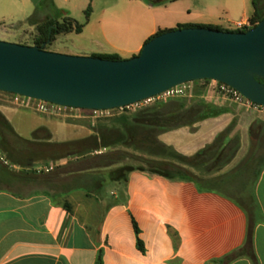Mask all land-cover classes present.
<instances>
[{"label":"crops","instance_id":"crops-1","mask_svg":"<svg viewBox=\"0 0 264 264\" xmlns=\"http://www.w3.org/2000/svg\"><path fill=\"white\" fill-rule=\"evenodd\" d=\"M96 1L51 0L41 8L43 0H0V23L25 21L37 8L58 22L76 21ZM100 4L97 26L87 22L79 33L91 29L95 48L82 53L117 54L121 59L137 55L145 40L158 31L180 24L230 30L253 14L252 0H112ZM124 24L133 27L126 46L109 44L111 50H99L98 38L109 43L107 34ZM216 102L224 112L163 133L158 141L180 155L192 156L235 121L229 137H239V149L223 168L224 172L231 169L229 173L241 165L253 141L264 147V113L244 103ZM2 114L23 140H31L37 130L48 133L43 141L48 145L79 140L64 130L58 134L49 119H41L25 135L20 134ZM118 150L82 156L67 152L33 171L14 164L17 173L8 171L7 160L0 157V264H94L98 253L102 264H214L241 249L247 237L249 216L230 198L232 193L242 198L253 194L256 199L259 213L252 229V254L256 264H264V167L248 193V187L237 182L243 178V168L233 188L226 191L198 189L191 182H173L139 170L129 172L123 183L119 169L124 161L103 167L104 156ZM94 164L100 167H91ZM221 264L255 263L241 256Z\"/></svg>","mask_w":264,"mask_h":264},{"label":"water","instance_id":"water-1","mask_svg":"<svg viewBox=\"0 0 264 264\" xmlns=\"http://www.w3.org/2000/svg\"><path fill=\"white\" fill-rule=\"evenodd\" d=\"M264 19L245 32L167 31L129 59L106 60L0 41V92L64 108L107 111L175 86L213 80L264 107Z\"/></svg>","mask_w":264,"mask_h":264},{"label":"trees","instance_id":"trees-1","mask_svg":"<svg viewBox=\"0 0 264 264\" xmlns=\"http://www.w3.org/2000/svg\"><path fill=\"white\" fill-rule=\"evenodd\" d=\"M46 3H51V0H43V3L39 7H44ZM253 14L249 19L251 27L256 26L260 21L264 19V0H252ZM39 12V8L35 9L33 14L27 19L32 25L37 26L38 35L34 40V46L44 49V46L54 41L55 37L62 33L74 32L79 34L83 28V25L78 24L72 19L64 18L61 22L47 20L45 23L38 25L36 20L33 18ZM90 13V6L85 11L86 20H88ZM184 28H207L226 32H245L249 29L242 30H226L217 26L211 25H192V24H180L174 29L158 31L152 36L148 37L144 43L148 42L152 38L161 35L167 31L184 29ZM93 57L106 59V60H121L117 54H97L92 55ZM208 80H204L207 82ZM260 82L264 83V80L260 79ZM199 82H194L197 85ZM202 89V88H198ZM12 95V94H9ZM178 99L173 98L163 101H156L154 105L145 107L132 115H122L117 119L120 129L115 131H109L111 137L103 136L101 132L98 133L97 137H91V144L88 146H81L84 140H79L65 144H53L54 146H68L78 147L72 149L70 154L72 155H87L101 149H107L118 144L123 146L135 147L144 149L150 156V159H145V167L131 168L122 166L120 170L121 181L126 182L127 174L133 170H139L152 175L160 176L164 179L173 182H191L197 186L198 189H216V190H228L232 187L233 181L242 175V167L239 166L229 173L212 176L220 172L226 167L235 157L239 149V137H229L230 132L234 128L235 121L221 133H219L213 142L203 149L199 150L192 156H183L175 152L172 148L161 144L158 141V136L168 131L175 130L184 126H191L194 123L204 120L206 118L214 117L225 111L224 108H218L215 105L199 104L195 108L189 110L184 109L183 104ZM182 102V101H181ZM125 108V107H123ZM1 123L4 128L8 129L13 133L12 128L8 122L0 115ZM33 139L35 133H33ZM8 153V148L4 145L3 153ZM64 155L61 154L52 160L62 158ZM104 157L103 167H108L113 164H117L119 159L113 157V154H107ZM155 158V159H152ZM156 158L160 160H156ZM171 159V160H170ZM11 164L19 166H28L27 161H16L7 158ZM93 168H99L98 164L91 165ZM264 162L260 165V168L254 172V181L259 176ZM202 171L206 176L199 177L193 172ZM209 175V176H208ZM233 188V187H232ZM234 192V190H233ZM230 196L249 216V224L247 230V237L244 246L222 258L221 260L213 261L214 264L228 263L235 258L241 256L249 257L253 263L256 264L255 256L252 254V229L255 224V217L259 213V209L256 203V199L253 194H249L247 197L242 198L239 194L232 193ZM242 200V201H241ZM133 227L135 234L138 235V229L134 222ZM137 246L141 248V242L137 239ZM94 264H102L101 253L97 254Z\"/></svg>","mask_w":264,"mask_h":264},{"label":"rangeland","instance_id":"rangeland-1","mask_svg":"<svg viewBox=\"0 0 264 264\" xmlns=\"http://www.w3.org/2000/svg\"><path fill=\"white\" fill-rule=\"evenodd\" d=\"M105 1L112 0H98L96 2H93L92 4H89L90 13L88 20H86L85 14H83L80 15V17L76 19L75 22L83 25V27L85 26V24H87V22L91 26H97V23L100 20V16L97 14V11L99 10V6H102L100 3H104ZM45 15V12H40L33 18V20H36L38 22V25L45 23L48 19L57 21V18L55 16H49V18H47L45 17ZM128 23L130 26L131 22L129 21ZM250 28L252 27L249 20L248 29ZM230 30L235 29L232 28ZM91 31L92 30L89 29L83 34L69 32L60 35L56 37V39L50 44L44 46L43 50L70 56H92L90 53H82L84 52L83 50H85V48H95V45L92 42V39H95V37H92ZM132 33V25L130 28H126L124 24L121 29L115 30L112 35L107 34V36L110 38V41H108L109 43L103 42L98 38L102 46L97 45V47L101 51L111 50L109 44H111V46L113 44L116 47H125L127 44L126 41L129 40ZM37 35V26L32 25L31 22L27 20L10 24L0 23V41L3 42L19 44L23 46H34V40L36 39ZM122 57H124L123 59L131 58L125 56ZM199 87L200 86L198 84L194 85L191 97H185L177 100L180 102V104H183L184 109L189 110L191 108H195V106L199 104L214 105V103H217L216 101H218L219 99H217L216 97L208 98L206 91L204 89H198ZM154 104L155 101L149 103L141 102L137 105H132L125 108L107 110L108 112H103L100 114H94L90 110H80L72 108L57 110L61 111L59 113H40L36 112L33 108L30 107L14 105L11 95L0 92V115L7 121L2 113L6 114L9 120L19 130L20 134L25 135L29 131V128H31L35 124L40 123L42 121L41 119H49V126H51V128H53L54 130H57L58 134L62 133L61 131L64 130V133H67L68 136H74L79 138V140L86 141L83 142L81 146L90 145V138L97 137L99 132H101L103 136L111 137L108 134L109 131L120 129L119 124H117V119L120 116L132 115L137 111L145 107H150ZM8 124L10 125L9 122ZM10 127L12 128L11 125ZM33 133H35L36 139H33L32 136L31 140H23V138L19 137L14 130L13 133H11L8 129L4 128L0 119V157L5 160H7V158H10L16 161H27L28 166H25V168L33 171L36 167H43L47 159L56 158L61 154H65L72 151V149L78 148L44 144V138L48 136V133L41 130H37ZM256 144L257 142H252L249 153L247 154L245 159L242 160L240 166L244 169V175L243 178H239L237 180L238 183H244L248 187L247 193L250 192L252 188L254 172L257 171L260 168V165L264 162V147L259 148V145ZM4 145L8 148V153H3ZM114 148L119 150L116 152H111L113 154V157L124 161V165L127 167H145V163L143 161L145 159H150V156L147 154V152L141 148L123 146L118 144L116 146L107 148L106 150L108 151ZM34 160H43V163H33ZM7 163L8 164L4 165V167H8V171H11L13 173H17L19 171L18 167H15L16 165L11 164L9 161H7ZM224 169H222L218 173L211 175L216 176L231 170L230 169L224 172ZM193 173L198 175L199 177L206 176L202 171H195Z\"/></svg>","mask_w":264,"mask_h":264},{"label":"built area","instance_id":"built-area-1","mask_svg":"<svg viewBox=\"0 0 264 264\" xmlns=\"http://www.w3.org/2000/svg\"><path fill=\"white\" fill-rule=\"evenodd\" d=\"M248 28H249V21H240L236 23L234 26L235 30H242V29H248ZM198 82H199L198 85L200 86L199 88H202L206 91L208 98L216 97L217 99H226V100H229L235 103H244L248 107L259 110L262 113H264V107L256 105L248 101L247 99L242 97L236 90H234L233 88L223 83H219L213 80H208L207 82H204V80H202ZM194 85H195L194 82L181 84L173 88H170L157 96L148 98L141 102L149 103V102L163 101V100H168V99H173V98L191 97L193 89H194ZM11 96H12V101L14 105L30 107V108H33L36 112H40V113H48V112L59 113L61 111H57V110L66 109L64 107H60V106H57L51 103H47L44 101L35 100V99H31V98H27V97H23L19 95L12 94ZM141 102H138L133 105H137ZM91 112H93L94 114L96 113L100 114V113L108 112V111H91ZM49 170H51V168L46 169L45 171H49Z\"/></svg>","mask_w":264,"mask_h":264}]
</instances>
